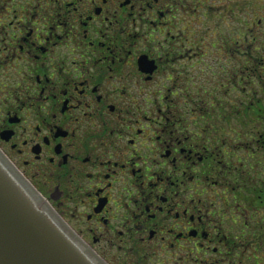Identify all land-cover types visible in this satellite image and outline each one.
<instances>
[{
  "label": "flooded vegetation",
  "instance_id": "obj_1",
  "mask_svg": "<svg viewBox=\"0 0 264 264\" xmlns=\"http://www.w3.org/2000/svg\"><path fill=\"white\" fill-rule=\"evenodd\" d=\"M0 152L104 264H264V0H0Z\"/></svg>",
  "mask_w": 264,
  "mask_h": 264
},
{
  "label": "water",
  "instance_id": "obj_2",
  "mask_svg": "<svg viewBox=\"0 0 264 264\" xmlns=\"http://www.w3.org/2000/svg\"><path fill=\"white\" fill-rule=\"evenodd\" d=\"M0 264H104L0 152Z\"/></svg>",
  "mask_w": 264,
  "mask_h": 264
}]
</instances>
